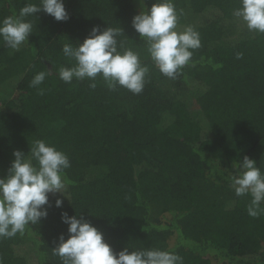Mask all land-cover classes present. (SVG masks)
Segmentation results:
<instances>
[{"label":"trees","instance_id":"1","mask_svg":"<svg viewBox=\"0 0 264 264\" xmlns=\"http://www.w3.org/2000/svg\"><path fill=\"white\" fill-rule=\"evenodd\" d=\"M63 2L67 20L42 10L26 18L33 29L18 51L0 40V177L13 151L30 156L36 140L71 165L66 197L48 194L47 217L0 236V264H62L53 252L59 235H69L62 212L96 227L114 253L159 249L183 264H264V215L249 216L251 197L236 196L229 180L245 155L264 172V34L233 15L240 0H172L176 30L192 27L201 43L176 79L158 70L132 27L139 0ZM27 3L39 0H0V21ZM94 26L122 28L118 51L138 53L149 69L140 94L109 89L100 76L94 89L87 78H59L75 63L63 45L75 47ZM39 72L45 80L32 87ZM25 245L32 258L19 252Z\"/></svg>","mask_w":264,"mask_h":264},{"label":"clouds","instance_id":"2","mask_svg":"<svg viewBox=\"0 0 264 264\" xmlns=\"http://www.w3.org/2000/svg\"><path fill=\"white\" fill-rule=\"evenodd\" d=\"M140 10L132 17L131 24L139 37L145 40L147 52L158 70L170 79H176L181 69L192 58V50L201 46L199 33L192 27L178 32V16L172 0H155L145 8L139 0ZM44 11L57 21L68 19L63 0H39L20 8L18 15L5 17L0 21V40L19 50L32 33L33 25L26 18ZM233 15L239 18L249 31L264 34V0H240V7ZM122 28L94 26L90 34L75 47L64 44L63 54L74 60L71 67H61L59 78L71 83L75 78L92 81L89 87H96L97 76L103 78L109 89L121 86L133 94H140L145 85L148 67L141 64L139 54L123 49V41L117 37ZM240 58V54H237ZM46 73L39 72L31 80L32 87L45 80ZM41 94L43 91L41 90ZM30 156L20 150L13 151L14 159L6 174L0 177V236L12 237L23 232L26 226L36 225L48 215L49 193H61L65 189L64 170L69 168L68 157L54 146L36 140L30 149ZM35 161V163H33ZM236 174L229 177L230 186L236 196L249 195L247 207L249 216L264 215V172L256 161L247 155L240 160ZM64 195V194H63ZM65 196V195H64ZM66 197V196H65ZM63 201L55 200L60 208ZM61 221L67 225L68 238L63 234L53 248L62 264H183L179 255L159 249L131 250L124 248L114 253L103 239V234L88 221L61 213Z\"/></svg>","mask_w":264,"mask_h":264},{"label":"rangeland","instance_id":"3","mask_svg":"<svg viewBox=\"0 0 264 264\" xmlns=\"http://www.w3.org/2000/svg\"><path fill=\"white\" fill-rule=\"evenodd\" d=\"M171 242V239L168 240V244ZM20 253H25L26 256H30V258H32V255H31V252H30V249L28 247V245H25L23 246V248H19L18 249Z\"/></svg>","mask_w":264,"mask_h":264}]
</instances>
